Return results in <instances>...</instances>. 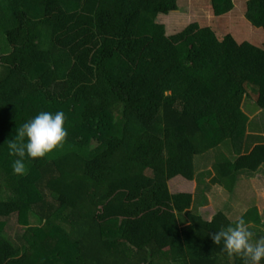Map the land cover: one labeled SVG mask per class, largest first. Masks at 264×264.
Returning <instances> with one entry per match:
<instances>
[{
    "label": "trees",
    "instance_id": "16d2710c",
    "mask_svg": "<svg viewBox=\"0 0 264 264\" xmlns=\"http://www.w3.org/2000/svg\"><path fill=\"white\" fill-rule=\"evenodd\" d=\"M211 7L222 17L235 2ZM180 10L0 0V178L11 191H0V264H242L211 239L237 218L220 208L206 223L203 198L170 181L212 164L233 191L264 172V135L247 136L243 109L246 97L264 109V44L168 20ZM246 18L264 30V0H248ZM40 111L65 113L67 140L16 175L8 143ZM242 216L264 236L258 206Z\"/></svg>",
    "mask_w": 264,
    "mask_h": 264
},
{
    "label": "rangeland",
    "instance_id": "374dc122",
    "mask_svg": "<svg viewBox=\"0 0 264 264\" xmlns=\"http://www.w3.org/2000/svg\"><path fill=\"white\" fill-rule=\"evenodd\" d=\"M180 1V7L181 10L178 12L177 17L172 16L168 20L173 21L174 23H181L185 19L186 23L195 22L198 21L203 25L212 26L214 29H216L219 34L224 33H232L235 35V37L240 41H249L251 43H254L258 46H262L264 44V30L261 28L254 27L246 18V4L248 0H234L235 2V9L228 15H224L222 17H216L213 13L212 7H211V0H179ZM181 16V17H179ZM163 21H166L167 19ZM5 50L3 49L2 43L0 44V54L4 53ZM243 109L248 113L250 119V123L256 122L260 123V128L264 126V109L258 108V110L254 113L255 107L253 106L252 99L246 97L244 103H243ZM228 152H230L228 150ZM231 154V152H230ZM198 160V159H197ZM197 162V161H196ZM212 165V164H211ZM208 166V168H204L203 170H200V173L197 176V179L193 181L194 186L198 187L196 188L197 193L198 191L204 188H208V186L213 187L214 186V178H215V171L213 169V166ZM210 170L214 173L212 174H204L206 171ZM262 173V172H261ZM202 174H204L202 176ZM241 177V176H240ZM201 178V180H200ZM244 176L242 177V179ZM8 181L5 180V178H0V185L2 188L0 191L2 193L11 192L10 187L8 186ZM175 180H171V184L175 186ZM244 184L245 182L242 181ZM251 184L255 183V188L251 185L249 188H241L238 190L237 194H240L241 198L234 199V195L223 190L224 195H221V193L217 194L216 196H213L212 193L208 194L210 195L209 199L211 204H209V207H207V213L213 214L218 210V208L227 207V209H232L231 214H233L232 217L237 218L239 215L242 214L243 211L247 210L249 205L252 203L257 205L260 209V211L264 215V194H262V187L258 186L256 183V178H253L250 180ZM208 183V184H207ZM7 187H6V186ZM243 185V184H242ZM254 186V184H253ZM258 188V189H256ZM196 200V199H195ZM198 201V200H197ZM227 212V211H226ZM230 212V211H229ZM240 217V216H239ZM16 227L17 232L20 229L19 225H14ZM15 234V233H14ZM12 232V235H14ZM15 237V236H14ZM16 239V238H15ZM156 264H175L169 261L161 260L157 261Z\"/></svg>",
    "mask_w": 264,
    "mask_h": 264
},
{
    "label": "clouds",
    "instance_id": "9594fccd",
    "mask_svg": "<svg viewBox=\"0 0 264 264\" xmlns=\"http://www.w3.org/2000/svg\"><path fill=\"white\" fill-rule=\"evenodd\" d=\"M63 111H40L17 128L16 135L8 143L9 155L16 157L12 162L13 173L23 176L27 173L25 158L41 159L55 149L63 147L68 137ZM214 217L206 223L211 224ZM213 242L229 257H237L242 264H261L264 261V236H257L243 216L226 227L211 234Z\"/></svg>",
    "mask_w": 264,
    "mask_h": 264
},
{
    "label": "crops",
    "instance_id": "0c3cea01",
    "mask_svg": "<svg viewBox=\"0 0 264 264\" xmlns=\"http://www.w3.org/2000/svg\"><path fill=\"white\" fill-rule=\"evenodd\" d=\"M256 111H257V109L254 111V113ZM252 123L254 124V126H253ZM252 123L249 122L248 130H247V136H249V135L250 136L257 135L259 133L262 134V135H264V128L261 129L260 126L258 125L260 123H258V124H256V122L255 123L252 122ZM243 176H244V178L242 179ZM253 178H256V183L258 184V186L262 187V190L261 191H262V194H264V172H262V173L260 172V173L254 175V176H250V175H247V174L241 175V177L238 180V182L236 184V187L233 189V191L228 190L224 185H221L220 183H215L213 187H210V186H208V188H204L203 187V189H201L200 191H198L199 192V194H198L197 193V190L198 189L196 190V188L198 187V185H197V187L194 186L193 181H189V180L185 179L182 176H178V177H175L174 179H172V180H175V182H174L175 183V186H173V184H171V181H170V186H171V190L174 193H177V192H190V193H193L194 194V197L196 199L198 197L199 198H203V200H204L205 203H203L202 207H200V212L204 216L205 219H208L209 217H214V215L220 209V208H218V210H215L216 212L213 213V214H211V215L207 213V210L206 209H208L207 207H209V204H211L210 203L211 201L209 200L211 198H210V195H208V194L212 193L213 196H216L217 194L221 193V195H224L223 190L225 189V191H227V192L230 193L229 195H231V194L234 195V199L235 198L236 199H239V198H241L240 194H237V192H238L239 189H241L243 187L244 188H246V187L249 188L250 185L255 188L256 184L253 183L254 184V186H253V184H251V182H250V180H252ZM242 181H244L245 184ZM256 189H258V188H256ZM237 195H239L240 197L237 196ZM254 205L255 204L252 203L247 208L249 209L250 207H252ZM222 209L225 212L227 211L226 213L228 214V216H230V217L233 216V214H231L232 209H227V207H223ZM247 210L243 211L242 214L239 215V216L241 217ZM259 211H260V209H259ZM260 214H261V217H262V221L264 223V215H263V213L261 211H260ZM239 216L237 218H239ZM263 229H264V227H263Z\"/></svg>",
    "mask_w": 264,
    "mask_h": 264
}]
</instances>
